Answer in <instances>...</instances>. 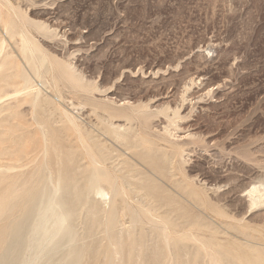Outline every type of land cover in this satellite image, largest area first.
Returning <instances> with one entry per match:
<instances>
[{
    "label": "rangeland",
    "instance_id": "1",
    "mask_svg": "<svg viewBox=\"0 0 264 264\" xmlns=\"http://www.w3.org/2000/svg\"><path fill=\"white\" fill-rule=\"evenodd\" d=\"M8 255L264 264V0H0Z\"/></svg>",
    "mask_w": 264,
    "mask_h": 264
},
{
    "label": "bare ground",
    "instance_id": "2",
    "mask_svg": "<svg viewBox=\"0 0 264 264\" xmlns=\"http://www.w3.org/2000/svg\"><path fill=\"white\" fill-rule=\"evenodd\" d=\"M115 127V126H114ZM131 132V131H130ZM132 140V139H131ZM122 145V144H121ZM156 148V147H155ZM167 151V150H166ZM124 152V151H123ZM144 152V151H143ZM131 156V155H129ZM133 156V155H132ZM101 157V156H100ZM96 159V158H95ZM94 159V160H95ZM102 160V158H100ZM132 159V158H131ZM92 160V158H91ZM94 160H92L94 162ZM104 160V158H103ZM106 161V160H104ZM103 161V162H104ZM136 164V163H135ZM139 165V164H138ZM141 166V165H140ZM100 170V169H99ZM95 171V170H94ZM85 173V171H84ZM152 175V174H151ZM155 176V175H154ZM167 176V175H166ZM168 177V176H167ZM172 178V177H171ZM159 180V179H158ZM143 182V181H142ZM114 180H111L108 176H105V174H102L100 171L99 173L96 172L95 174H93L91 176V180H90V191L96 195V196H99L101 199L104 200V198L106 199L107 198V201L112 204L116 198V196L118 195V191L116 189V186L114 184ZM149 183V182H148ZM162 183V182H161ZM137 186V185H136ZM145 189V188H144ZM147 191V190H146ZM253 192H256L253 190ZM252 192V193H253ZM259 192V191H258ZM263 192V191H262ZM261 192V193H262ZM144 193V192H143ZM148 193V192H147ZM257 193V192H256ZM263 195V194H262ZM146 196V195H145ZM251 196V195H250ZM147 197V196H146ZM158 197V196H157ZM162 197V196H161ZM101 201V200H100ZM136 201V200H135ZM160 203V202H159ZM105 205V204H104ZM148 213V212H147ZM137 215V214H136ZM139 217V216H138ZM69 219V215L68 214H62V217L61 219L59 220V224L61 225L64 221H67ZM129 222V221H128ZM129 224V223H128ZM57 228V227H56ZM121 228V227H120ZM123 228V227H122ZM164 230V229H163ZM34 235H36L39 231H40V228L37 227V228H34ZM21 234V229L18 228L16 230V233L15 235L19 236ZM17 236V237H18ZM51 237V236H50ZM193 238V237H192ZM2 264H9V255L8 257H6V259H4V261L2 262Z\"/></svg>",
    "mask_w": 264,
    "mask_h": 264
}]
</instances>
